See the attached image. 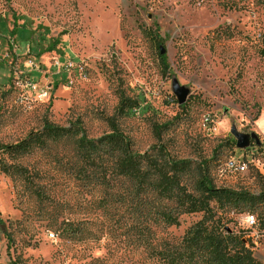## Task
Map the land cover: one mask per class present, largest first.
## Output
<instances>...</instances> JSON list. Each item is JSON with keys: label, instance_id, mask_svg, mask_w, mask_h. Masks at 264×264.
<instances>
[{"label": "rangeland", "instance_id": "obj_1", "mask_svg": "<svg viewBox=\"0 0 264 264\" xmlns=\"http://www.w3.org/2000/svg\"><path fill=\"white\" fill-rule=\"evenodd\" d=\"M14 29L24 31L14 36ZM263 50L261 0H0V264H166L158 254L203 219L151 189L139 192L128 178L86 167L81 135L47 140L26 154L5 149L47 122L81 123L88 138H100L124 98L138 104L134 117L116 116L134 151L164 145L189 162L180 176L187 192L201 195L207 170L217 188L258 196ZM174 80L190 90L184 105ZM28 81L47 97L28 89ZM233 126L255 133L261 144L239 150ZM244 155L248 169L231 173L227 160ZM83 167L88 177L80 180ZM217 211L228 229L253 241L254 257L264 264V206ZM165 212L179 224H166Z\"/></svg>", "mask_w": 264, "mask_h": 264}, {"label": "trees", "instance_id": "obj_2", "mask_svg": "<svg viewBox=\"0 0 264 264\" xmlns=\"http://www.w3.org/2000/svg\"><path fill=\"white\" fill-rule=\"evenodd\" d=\"M261 2L264 5V0ZM22 31L14 29L12 34L15 36ZM22 42L27 43L28 40ZM54 47L55 44L47 51H53ZM261 54L264 58V50ZM160 58L166 66V56L160 54ZM137 105L131 100L122 99L116 116L134 117ZM116 116L110 120L111 131L97 139L88 138L81 123L61 128L47 122L41 132L31 134L19 144L5 149L26 154L34 146L44 145L47 140L81 135L78 148L86 167H101L105 176L111 172L128 178L139 192L151 189L161 198L174 200L183 213H203V219L186 231L177 246L158 254L166 264H263L254 257L253 241L234 233L216 217L217 205L218 209L240 203L252 207L264 206V189L254 196L243 189L217 188L209 172L204 170L198 183L201 195L195 196L187 192L180 178L181 173L190 168V163L171 157L164 145L153 147L143 154L135 152L131 139L119 128ZM86 167L78 173L80 180L88 177ZM213 201L216 203L214 206ZM162 217L168 225L179 224L178 216L172 212H165Z\"/></svg>", "mask_w": 264, "mask_h": 264}, {"label": "water", "instance_id": "obj_3", "mask_svg": "<svg viewBox=\"0 0 264 264\" xmlns=\"http://www.w3.org/2000/svg\"><path fill=\"white\" fill-rule=\"evenodd\" d=\"M160 54L165 55L166 51L163 47H160ZM173 92L174 95L177 97L179 105H184L187 102V99L190 95V90L184 86H182L178 80H174L173 84ZM231 134L236 139V146L239 150H246L251 147L252 140L257 144L260 145V139L255 133L251 134H244L240 133L235 126L232 127Z\"/></svg>", "mask_w": 264, "mask_h": 264}, {"label": "built area", "instance_id": "obj_4", "mask_svg": "<svg viewBox=\"0 0 264 264\" xmlns=\"http://www.w3.org/2000/svg\"><path fill=\"white\" fill-rule=\"evenodd\" d=\"M30 67H32L33 69H38V67H36V65L33 62L29 63ZM26 87L30 90H32L33 92H38L39 96H41V98H46L48 93L46 90H42L39 89L38 86L36 85V83L32 82V81H28L26 83ZM214 122L213 118L211 116H208L204 119V124L206 127H210L211 124ZM226 167L227 169L231 172V173H235V174H242L244 173L247 169V161H246V156H242V157H230L227 162H226ZM247 223L250 227H253L255 225V220L253 217L248 218Z\"/></svg>", "mask_w": 264, "mask_h": 264}, {"label": "flooded vegetation", "instance_id": "obj_5", "mask_svg": "<svg viewBox=\"0 0 264 264\" xmlns=\"http://www.w3.org/2000/svg\"><path fill=\"white\" fill-rule=\"evenodd\" d=\"M254 141L252 140V143H253Z\"/></svg>", "mask_w": 264, "mask_h": 264}]
</instances>
